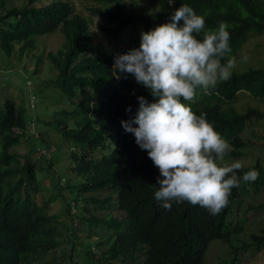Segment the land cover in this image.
<instances>
[{
  "label": "trees",
  "instance_id": "obj_1",
  "mask_svg": "<svg viewBox=\"0 0 264 264\" xmlns=\"http://www.w3.org/2000/svg\"><path fill=\"white\" fill-rule=\"evenodd\" d=\"M37 1L40 0H28L21 9L8 10L0 18V49L10 57L18 45L17 51L23 57L26 51L35 49V37L57 30L61 32L64 39L62 48L56 53L49 52L47 59L57 72L51 83L71 106V110L62 116L65 120H73L74 127L70 128L63 121H57L56 125L62 139L76 146V150L70 151L68 172L77 179L76 185L70 187L71 190L76 189L77 194L69 199L64 196L66 181L55 176V170L51 168L54 159L49 138L45 133L43 136L35 131L34 124L39 119L31 118V110L27 107V94L33 92L35 95L34 89L25 86L24 106L17 107L12 100L5 99L0 109V264H34L35 259L52 252L59 244V215L49 211V204L55 197L45 201L37 198L39 188H42L37 181V173L44 178V172H52V187L60 190L58 197L63 198L64 212L70 219L69 231L78 239L67 247L71 264H80V256L85 257L88 264H98L101 258L94 256L92 248L82 255L76 251L80 237L76 235L83 231L84 225L91 228L88 233L84 231V236L91 237L93 225L98 224L99 219L92 216L95 205L113 207L121 212V219L112 218L106 222L105 227L111 233L94 246L108 245L106 254H103L105 261L117 260L120 264H204L213 241L231 243L233 237L244 232L246 218L234 217L248 199L264 190L261 160L246 165L239 173L242 176L243 172L254 169L259 172V177L251 183L241 181L239 187L233 188L227 207L219 214L212 215L199 205L187 202H172L171 210H164L161 202L153 196L160 176L158 168L147 151L135 143V137L121 126L122 120L135 117L139 107L137 97L143 96L149 103L154 102V97L131 74H121L117 79L113 72L114 56L139 48L140 41L115 54L102 52L87 56L88 49L97 40L90 34L88 20L75 13L69 2L57 1L35 8L33 5ZM89 1L92 5L88 8L89 15L104 21L101 29L109 38L127 30L149 32L170 22L176 8L187 4L205 18L206 30L216 29L221 22L227 25L231 51L222 63L235 58L251 34L264 32V0H153L158 11L137 16L126 12L124 0ZM0 2L2 4L3 0ZM179 23L182 25L183 21ZM240 93L263 101L264 70L248 69L233 73L229 80L218 82L208 94L198 89L194 102L190 104L197 115L206 113L207 121L230 144L231 150L225 161L247 156L250 144L257 143L245 140L247 126L264 118V113L256 109L237 112L232 107ZM35 140L40 141L42 150L35 152L37 145L31 144ZM22 143L29 145L27 154L19 156L11 152ZM96 152L99 153L95 156ZM21 158L24 163L20 166ZM63 183L65 187L60 186ZM87 193H113L115 199L112 201L108 196L101 200L83 195ZM89 204L93 208L88 207ZM77 223L82 224L78 233L73 231L76 230L73 224L76 226ZM261 232L263 236L250 234V242L242 244L241 248L231 245L228 253L233 258L227 264H238L237 255L241 251L264 248V231Z\"/></svg>",
  "mask_w": 264,
  "mask_h": 264
},
{
  "label": "clouds",
  "instance_id": "obj_2",
  "mask_svg": "<svg viewBox=\"0 0 264 264\" xmlns=\"http://www.w3.org/2000/svg\"><path fill=\"white\" fill-rule=\"evenodd\" d=\"M229 41L225 23L206 30L205 18L184 4L170 22L142 32L139 48L114 56L116 78L131 74L154 97L151 103L137 97L135 117L121 126L158 168L153 196L166 211L172 202H187L217 215L227 207L233 188L259 177L254 169L239 175L245 167L239 160L223 163L230 144L206 113L197 115L190 106L198 89L208 94L231 78L235 61L221 62L231 51Z\"/></svg>",
  "mask_w": 264,
  "mask_h": 264
},
{
  "label": "rangeland",
  "instance_id": "obj_3",
  "mask_svg": "<svg viewBox=\"0 0 264 264\" xmlns=\"http://www.w3.org/2000/svg\"><path fill=\"white\" fill-rule=\"evenodd\" d=\"M57 1L71 3L75 13L88 20L90 34L93 37L95 35L97 40L94 41L93 45L88 49L86 53L87 56H94L102 52L115 54L125 46L140 41L141 30L135 32L127 30L118 33L116 37L112 38L106 36L101 29V27L105 25L104 21L95 19L93 16L91 18L89 15L88 8L92 6L89 0H40L37 1L33 7L42 8ZM124 3L126 12L133 16L143 15L145 12H157L159 9L156 2L153 0H124ZM27 4L28 0H3L2 4L0 2V18L4 16L8 10L21 9ZM0 27H2V25H0ZM34 41L35 49L26 51L23 57H21L17 51L18 45L15 46L14 52L10 57L0 49V109H2L5 99L12 100L17 107L24 106L26 98L25 84L27 80H30L28 81L30 84L27 83V86H31L32 89H34L33 91L37 97L35 110L30 112L31 118L35 117L36 120L39 119L34 124V128L37 133L43 136L46 134L47 138H49V148L52 147L53 149L51 157L54 159L51 168L55 170V176L66 181L67 192L64 196L66 199H69L72 195L74 196L77 194L76 189H74L75 191L70 189V187L72 188L73 185H76L75 181L77 179L73 174L68 172L71 163L69 158L70 151L76 150V146H74L72 142H65L62 139L57 129L56 122L63 121L67 123L70 128L74 127V123L73 120H65L62 116V113L71 110V106L60 90L55 88L51 83L56 79L57 72L47 59V54L49 52L56 53L62 48L64 39L61 32L57 30L52 34L37 36L34 38ZM232 60L235 61V68L232 70V74L241 73L248 69L264 70V32L260 35L251 34L248 42L243 45L237 56ZM38 63L39 65L37 66ZM232 107L237 112H243L247 108H252L264 113V100H255L247 93H240ZM44 122H51V124H45ZM254 122H256L254 125L252 123L247 126L249 128H247L244 138L250 142L257 143L250 144V148L246 150L247 156L234 161L239 160L246 166L254 164L256 160L260 159L261 164L264 166V118L255 120ZM31 144L37 145L35 152L43 148L39 140L32 141ZM47 150L51 151V149ZM28 151L29 145L26 143H22L11 150L12 153H16L19 156L27 154ZM98 153L99 152H96L94 155L96 156ZM231 162L233 161H225V163ZM23 163L24 159L21 158L19 160L20 166ZM43 177L44 178L41 177L40 173H37V181H40L39 185L42 187L39 188L37 198L40 201H45V199L49 197H55L54 202L49 204V211L52 214L59 215L57 221V238L59 244L52 252L35 259L33 263L51 264L54 262L56 264H71L70 258L67 255V247H69L71 241H76L78 239L73 237L69 231L70 219L65 215V202L63 198L58 197L60 190L52 187L54 181L52 172L51 174L44 172ZM60 186L65 187L64 183ZM96 194L97 193H87L83 195L86 197L93 196L101 200L106 199L108 196H110L112 201L115 199L113 193ZM263 203L264 190H262L259 195L246 201L244 206L234 217L235 219L242 217L246 218L244 232L233 237L231 243L224 244L220 241H213L205 255L204 264H227L233 258V255L228 253L231 245L241 248L243 247L242 244L250 242V234L263 236V232H261L264 231V206H261ZM88 207L93 208V205L89 204ZM92 216L99 220L97 225H93V235H91V237L84 236V231L88 233L91 230L89 225H84L82 228L83 231L78 233L80 225L82 224L77 223L76 226L73 224V227L76 229L73 231L78 233L76 237L80 235L76 251L78 254L82 255L89 252L92 248L91 252L94 256H101L98 264H120L117 260L105 261L103 259V254H106L108 245L99 246L98 248L94 246L97 243L103 242L104 236L111 233V231L105 227L106 222L110 221L112 218L121 219V212L115 210L113 207L107 208L102 207V205H95ZM237 259L238 264H264V248L258 251H255L253 248L241 251L238 253ZM80 264H88L85 257L80 256Z\"/></svg>",
  "mask_w": 264,
  "mask_h": 264
},
{
  "label": "built area",
  "instance_id": "obj_4",
  "mask_svg": "<svg viewBox=\"0 0 264 264\" xmlns=\"http://www.w3.org/2000/svg\"><path fill=\"white\" fill-rule=\"evenodd\" d=\"M28 84H30L28 81H27ZM27 83H26V87H29V89H32L31 86H27ZM28 95V101H27V107L29 108V110H33L36 106V103H37V98L36 96L33 94V92H30V94H27ZM43 153V152H42Z\"/></svg>",
  "mask_w": 264,
  "mask_h": 264
}]
</instances>
